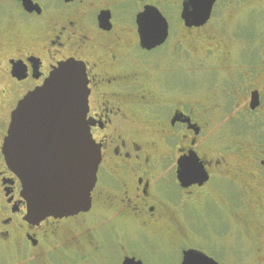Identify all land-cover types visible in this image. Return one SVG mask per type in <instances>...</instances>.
<instances>
[{
    "label": "flooded vegetation",
    "instance_id": "af4514ba",
    "mask_svg": "<svg viewBox=\"0 0 264 264\" xmlns=\"http://www.w3.org/2000/svg\"><path fill=\"white\" fill-rule=\"evenodd\" d=\"M13 1L0 0V264H111L116 253L115 264H147L139 243L174 247L175 264L190 250L216 264H264V58L231 44L250 39L215 31L221 16L237 23L241 7L264 0H216L206 24L192 28L180 19L182 0L177 30L163 15L167 38L152 50L141 48L136 26L154 6L144 0H32L39 14ZM67 60L85 67L86 118L100 150L91 206L28 221L4 152L8 125L18 102ZM195 61L216 74L203 93L191 83ZM189 157L206 174L201 185L178 178Z\"/></svg>",
    "mask_w": 264,
    "mask_h": 264
},
{
    "label": "water",
    "instance_id": "95a60500",
    "mask_svg": "<svg viewBox=\"0 0 264 264\" xmlns=\"http://www.w3.org/2000/svg\"><path fill=\"white\" fill-rule=\"evenodd\" d=\"M17 1L25 12L39 14L40 8L32 0ZM215 2L183 0L180 19L184 26L206 24ZM103 19L100 18L101 23ZM136 26L141 48L145 50L162 45L167 38V21L154 6L143 7L136 16ZM87 86L84 65L67 60L52 70L41 87L19 101L11 114L4 152L8 166L20 180L28 221L70 217L90 209L100 150L90 136L86 118ZM255 107L257 102L252 98L251 108ZM187 161L179 162L181 184L201 185L206 174L196 166L193 157ZM124 264L140 263L126 260ZM181 264L216 263L190 250L183 254Z\"/></svg>",
    "mask_w": 264,
    "mask_h": 264
},
{
    "label": "rangeland",
    "instance_id": "374dc122",
    "mask_svg": "<svg viewBox=\"0 0 264 264\" xmlns=\"http://www.w3.org/2000/svg\"><path fill=\"white\" fill-rule=\"evenodd\" d=\"M10 2H14L13 0H9ZM182 0H144V4H154V6L160 10L162 15L164 17H168L171 19L173 23V28L176 31L177 27L175 26L176 22V12L180 10V3ZM5 2L10 4L8 0H5ZM257 2V1H256ZM251 2L252 5L250 7L243 6L241 7L235 17V20H237V23L232 22L231 18L229 17H223L221 16V34L217 31L216 35H222L223 37L228 39L232 37L234 34L236 36H241L250 39V44H245L247 41L238 42L237 40H232L231 44L233 42L234 45H237L236 47L245 46V51H243V55L245 54L246 57L250 56V54H253L254 57L258 59L260 62L262 58H264V1H258ZM13 5V4H10ZM132 6V5H131ZM130 7L126 4V10H134L137 6ZM221 8V7H220ZM224 8V6H223ZM223 15V13H221ZM215 24V23H214ZM218 27V26H216ZM230 44V45H231ZM251 58V57H250ZM204 66L203 64L198 61L190 66V76L191 83L193 87L195 88L194 92L200 91V93H203V90L206 89L204 87V84L206 86L210 81H212L216 74H209L208 72H203ZM209 81L205 82L204 81ZM203 86L199 88L201 85ZM207 90V89H206ZM212 93V92H208ZM258 149H260V146H257ZM217 202L219 199H214ZM205 248H208V243L204 245ZM135 252H137L147 264H175L178 258L177 251L174 249V247L170 246H162V245H148L147 243H139L135 246ZM118 260V254L116 253L112 259L111 264H115ZM225 260H223L224 262Z\"/></svg>",
    "mask_w": 264,
    "mask_h": 264
}]
</instances>
